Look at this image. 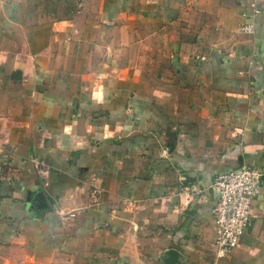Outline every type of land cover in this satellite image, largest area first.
Listing matches in <instances>:
<instances>
[{"label": "crops", "instance_id": "crops-1", "mask_svg": "<svg viewBox=\"0 0 264 264\" xmlns=\"http://www.w3.org/2000/svg\"><path fill=\"white\" fill-rule=\"evenodd\" d=\"M242 164L264 173V0H0V264H264V183L215 252L211 184Z\"/></svg>", "mask_w": 264, "mask_h": 264}, {"label": "built area", "instance_id": "built-area-1", "mask_svg": "<svg viewBox=\"0 0 264 264\" xmlns=\"http://www.w3.org/2000/svg\"><path fill=\"white\" fill-rule=\"evenodd\" d=\"M241 30L252 33L254 28L252 24H244ZM31 161L42 186L46 189L49 185V165L35 155H31ZM262 175L263 172L259 168L242 164L214 176L211 188L216 198L212 215L215 224L214 246L217 258H226L252 225V202L263 184ZM202 193L203 189L195 183L178 185V196L188 200Z\"/></svg>", "mask_w": 264, "mask_h": 264}, {"label": "water", "instance_id": "water-1", "mask_svg": "<svg viewBox=\"0 0 264 264\" xmlns=\"http://www.w3.org/2000/svg\"><path fill=\"white\" fill-rule=\"evenodd\" d=\"M262 181L264 183V173L262 175ZM177 254L178 253H177V251L175 249L168 250L167 253H166V255L168 256L166 262H170L171 263L172 260L177 256Z\"/></svg>", "mask_w": 264, "mask_h": 264}]
</instances>
